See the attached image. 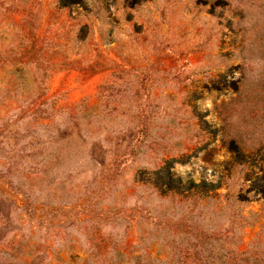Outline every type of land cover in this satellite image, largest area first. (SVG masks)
Listing matches in <instances>:
<instances>
[{"label": "rangeland", "instance_id": "1", "mask_svg": "<svg viewBox=\"0 0 264 264\" xmlns=\"http://www.w3.org/2000/svg\"><path fill=\"white\" fill-rule=\"evenodd\" d=\"M61 2L0 0V264H264V0Z\"/></svg>", "mask_w": 264, "mask_h": 264}, {"label": "trees", "instance_id": "2", "mask_svg": "<svg viewBox=\"0 0 264 264\" xmlns=\"http://www.w3.org/2000/svg\"><path fill=\"white\" fill-rule=\"evenodd\" d=\"M79 2H80V0H62L61 3L63 6H67L69 4H74V3H79ZM134 144L139 145V144H141V142H135Z\"/></svg>", "mask_w": 264, "mask_h": 264}]
</instances>
